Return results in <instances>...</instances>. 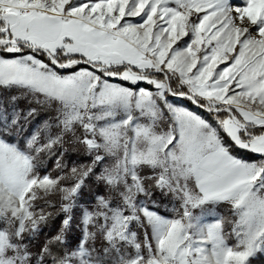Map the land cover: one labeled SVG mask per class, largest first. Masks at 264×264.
<instances>
[{
	"label": "snow or ice",
	"instance_id": "snow-or-ice-1",
	"mask_svg": "<svg viewBox=\"0 0 264 264\" xmlns=\"http://www.w3.org/2000/svg\"><path fill=\"white\" fill-rule=\"evenodd\" d=\"M0 264H264V0H0Z\"/></svg>",
	"mask_w": 264,
	"mask_h": 264
},
{
	"label": "trees",
	"instance_id": "trees-1",
	"mask_svg": "<svg viewBox=\"0 0 264 264\" xmlns=\"http://www.w3.org/2000/svg\"><path fill=\"white\" fill-rule=\"evenodd\" d=\"M49 167L51 168V163H50ZM56 223H57V225H58V224H59V221H57ZM74 227H75V226H74ZM52 230H54V227H53ZM46 231H48V230L46 229Z\"/></svg>",
	"mask_w": 264,
	"mask_h": 264
}]
</instances>
